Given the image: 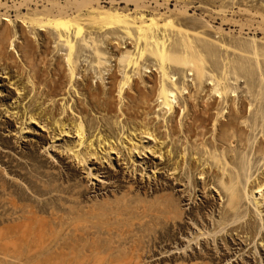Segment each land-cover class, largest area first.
Returning <instances> with one entry per match:
<instances>
[{"label":"bare ground","instance_id":"bare-ground-1","mask_svg":"<svg viewBox=\"0 0 264 264\" xmlns=\"http://www.w3.org/2000/svg\"><path fill=\"white\" fill-rule=\"evenodd\" d=\"M253 3V0H0V66L6 65L4 70L12 66L16 71L18 81L10 84L17 85L15 103L22 106L31 97L30 105L21 113L23 123L41 124L49 119L54 137L73 134L76 139L66 149L78 164L89 166L93 158L111 160L121 149L128 161H132L136 152H150L166 164L174 181L181 182L182 172L190 174L188 180L194 190L202 180L204 191L215 189L219 197L226 198L215 229L246 234L253 241L259 227L257 221L249 218L245 226H233L241 219L240 208L246 200L251 201L256 213L264 214V171L248 175V160L243 155L249 149L264 167V139L250 144L249 136L259 127L264 133V6ZM196 4L198 8L192 7ZM9 23H13V29ZM92 29L104 35L107 31L120 32L132 45L123 52L115 50L117 55H123L118 60L123 64L122 78L112 72L109 86L102 92L92 91L91 77L81 70L79 63V54L87 48L85 39L92 35ZM243 36H250V41L243 40ZM258 36L260 39L256 40ZM215 37L218 43L212 41ZM111 41L105 38L107 46ZM94 51L100 56L98 48ZM149 56L155 59L156 65L152 67H156L157 74L147 77L144 74L152 72H147L150 67L143 62ZM179 73L185 74L182 81L175 76ZM79 76L85 83L81 90L90 99L89 111L95 110L106 132L113 133V125L129 126L126 135L117 141L104 138L99 132L95 140L92 135L85 136V125L91 129L94 120L89 118L84 124L82 119L88 115L85 105L75 100L74 106H70L71 97L65 98L70 92L79 94ZM188 76L192 77L190 82L185 80ZM238 83L246 85L245 97L241 94L244 91L238 92ZM54 106H58L57 113L52 111ZM8 113L17 116L19 111ZM25 129L28 128H20V133ZM145 139L150 142L145 144ZM168 190V185H161L158 211L161 244L182 230L185 216L182 200L173 195V190L167 193ZM208 203L206 200L205 204ZM8 239L4 237L5 251ZM165 247L166 244L161 254L166 253ZM5 253L2 257H7ZM167 260L163 255L160 264H167ZM204 261L203 255L194 254L179 258L175 264H211Z\"/></svg>","mask_w":264,"mask_h":264},{"label":"rangeland","instance_id":"rangeland-1","mask_svg":"<svg viewBox=\"0 0 264 264\" xmlns=\"http://www.w3.org/2000/svg\"><path fill=\"white\" fill-rule=\"evenodd\" d=\"M253 1L251 5L264 6V0ZM192 7L198 8L199 4ZM199 11L204 12L201 9ZM9 25L13 29V23ZM96 31L92 29V35L86 37L87 48L81 50L79 63L81 70H86L85 74L91 77L89 82L92 91L102 92L107 90L108 77L112 72H117L119 79L122 78L123 64L118 60H122L123 55H117L116 51L123 52L132 45L129 46L130 41L120 32L113 34L107 31L104 35L105 33ZM106 37L112 40L108 46L105 43ZM250 38L242 37L245 41H250ZM259 39L260 36L256 38ZM212 41L215 43L216 37ZM95 48L100 50V56L94 51ZM155 63L152 56L143 62L144 66L150 67L147 72H152L145 73L144 76L157 74L156 67H152ZM5 66H0V264H160L163 255L168 259L167 264H175L179 262V258L194 254L203 255L204 263L211 264H264V214L256 213L250 200L243 202L240 208L241 219L233 226H245L249 218L257 221L259 227L253 241L246 234L237 235L236 232L227 233V229H215L226 198L219 197L215 189L207 191L205 188L204 191L202 180H199L198 187L194 190L188 180L190 174L185 175L182 172L179 176L181 182L174 181L167 173L166 164L150 152H136L132 161H128L124 149L120 148L121 153L113 154L111 160L99 161L93 158L89 160L90 167H83L66 149L76 139L73 134L54 137L53 128L48 125L49 119L41 123L46 124V127L36 122L30 125L28 122L23 123V119H20L21 113L24 107L30 105L31 97H27L22 106L15 103L18 99L17 85L10 84L18 81L16 71L12 66H9L10 70H4ZM184 75L179 73L175 76L182 81ZM77 78L79 94L73 95L70 92L71 95L65 98L71 97L70 106H74L75 100L82 101L81 104L85 105L86 109L83 108L87 112L85 114H88V119L84 113L81 114L85 117L81 116L83 122L94 120L95 124L91 127L93 132L85 125V136L92 135V140H95L99 132L104 138L117 141L124 133L126 135V128L129 126L122 127L123 124L115 127L113 125V133L105 131L99 115L95 110L89 111L92 109L89 106L90 99L81 90L85 83L80 76ZM187 79L190 82L192 77L188 76L185 80ZM239 85L238 92L244 91L241 94L245 97L246 85ZM52 108L53 112H58V106ZM29 110L30 107L27 111ZM9 111L19 113L11 116ZM40 113L42 116L43 112ZM107 116L108 119L111 118L110 115ZM22 127L28 129L21 134L19 129ZM261 133L259 127L252 136L249 135L250 144H255L260 138L264 139V133ZM144 142L148 144L150 141L145 139ZM243 155L248 160V175L256 176L264 171V167H261L262 161L253 157L249 149ZM90 172L92 175H89ZM162 184L168 185L167 193L173 190V195L182 200L181 207L185 212L183 228L177 230L175 237L165 243V254H161L165 244L159 241L160 222L158 224ZM170 200L169 197V202ZM206 200L208 205L205 204ZM203 233L204 235L198 236ZM4 237L10 239L9 243L6 242L7 246L12 243V247L6 246V251ZM3 252L8 253H5L7 257H2Z\"/></svg>","mask_w":264,"mask_h":264}]
</instances>
